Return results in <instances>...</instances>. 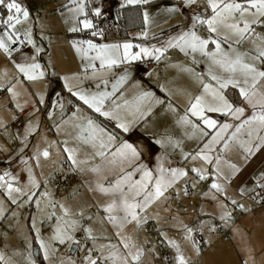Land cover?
Segmentation results:
<instances>
[{
	"label": "crops",
	"instance_id": "1",
	"mask_svg": "<svg viewBox=\"0 0 264 264\" xmlns=\"http://www.w3.org/2000/svg\"><path fill=\"white\" fill-rule=\"evenodd\" d=\"M147 3L148 5H144L146 3L141 4L143 5L142 15L146 10L150 18L146 37L141 35L145 31L143 18V27L139 31L130 32L127 39H105L102 35H97L91 40L96 44H123L128 42L133 45L132 52L139 51L136 45L159 48L169 37H176L182 31L187 30L191 23L190 17L194 13L204 12L206 0H195V3L187 6L184 5L183 0H148ZM173 7L178 10L166 11ZM87 15H89L88 19L90 20L96 19L93 14L88 13ZM34 32L36 33V36L32 38L34 46L29 44L25 49L26 51L24 50L25 52L21 51L24 52L23 54H18L13 59L15 63L21 62L25 56L35 53L37 48L43 49L42 54H48L56 64L53 65L52 69L47 64L48 73H46L43 70L44 64L36 62L41 65L40 71L44 72L42 79L32 81L24 79L16 67L9 64L6 53L0 50V85H3L0 87V147L8 152L3 162L17 157L22 145H26L23 151L25 154L17 158L16 163L18 164L11 168V172L19 171L21 166L19 161L23 159L34 163L36 169L44 167V165H39V161L50 165L60 156L62 157V154L67 160V153L63 151L65 147L63 142L67 141V147L77 150V167H73L71 162L67 160L73 175L87 176L89 174L88 169L95 164L94 160L100 158L95 156V151L90 145H85L74 138L77 131L74 124L83 123V120L78 118L91 117L107 133L115 136L116 144L127 141L137 147L142 153V162L150 168L156 167V157L161 155L165 158V167H184L188 170L192 167L206 169L207 179L199 180L194 173L189 171L186 180L181 179L165 194L167 199L160 198L140 214L142 222L139 225L134 221L124 225L122 230H128V233L133 230L139 238L137 248L143 251L140 264H161L162 258L161 260L159 257L152 260L147 259L146 252L150 250L151 236L160 235L164 231L170 232V234L184 232L187 236L185 226L193 229V240H195V234L199 232L204 241L217 243L222 239V233H224L229 236L232 243H246L252 250V255L247 260L248 264H264V197L258 201L263 204L255 202V196L258 192H264V187L260 186L264 184V180L258 179L260 174L264 172V149L256 151L248 160L243 159V153L238 148L222 153L213 151V157L219 154L223 161L235 164L239 168V171L232 175L227 164L222 162L225 173L230 174V179L219 178L218 180L225 188L224 194L210 190V184L213 180L211 165H205L199 159L193 161L190 157L186 160L181 157V148L184 152H193L198 149V145L202 146L200 141L186 135V133L191 132L190 128L181 127L176 121L188 107L189 96H195L200 92V84L193 73H205L206 58L199 53L193 54L190 51L185 55L179 48L172 47L165 49L159 60L154 57L141 56L139 60L121 63L111 69H104L103 75L109 81L108 91H111L112 82L122 75L125 69L128 70L127 82L113 97L117 104L123 105L125 100L128 101V104L123 106L118 113L123 122L130 123V130L125 133L116 128L115 120L106 119L94 113L64 87V80L61 77L73 76L74 78L70 83L82 91L91 93L104 89L103 84L100 85L99 89L96 87L99 81L91 78V69L88 72L84 71L83 66L89 61L78 55L71 45L72 41H80L81 39L71 38L68 34V39L62 38L58 43L44 42L38 31L34 30ZM197 32L201 36H207L205 26H199ZM13 45L9 42L10 48ZM252 47L248 40L239 45L241 50L251 51ZM41 52L36 53L40 54ZM122 53L123 49H121V55ZM140 62H145L156 68L146 79L141 77L144 69L139 67ZM94 63L99 69V61ZM130 63H134V66H129ZM260 66L264 67V65ZM203 78L205 82H209L206 75ZM13 85L15 86L13 89L16 93L15 97L7 91V88ZM262 86H264V82H262ZM142 91H150L154 97L138 100L137 97ZM228 94L235 102L243 103L239 100L235 89H229ZM41 95L44 97L43 103H40ZM156 98L163 103H155ZM169 103L176 108L175 113L167 110ZM77 107L80 111H77ZM112 107L110 101L106 102L105 110ZM149 108H151V112L140 119V112L147 111ZM50 112L52 113L51 116H49ZM74 112L76 118L73 117ZM210 115L221 123L226 119L219 114ZM18 120L21 123L15 126ZM43 121L50 125L49 130L44 128ZM229 122L235 123L234 121ZM57 125L60 127L57 128ZM30 128H34L35 131L26 132ZM42 136L47 139L49 147H51L50 151L47 150L49 152L48 157L40 155L46 149L36 150L32 148ZM35 137H37V142H35ZM169 137L173 141H180V145L173 148L171 144L167 143ZM12 139L16 140V149L10 146ZM156 139H164L165 147L161 148L160 145L156 144ZM219 147V145L216 146L217 149ZM2 153L4 151L0 150V154ZM89 155H93L91 159L94 160L92 162ZM82 161L84 163H80ZM167 161H171V165ZM3 162L0 166L4 165ZM59 162L60 160H58ZM194 183L195 188L192 187ZM186 187L190 189L189 195H185ZM212 195L216 196L215 200L212 199ZM232 200L236 201L235 205L231 203ZM240 205H243V208ZM225 212L228 213V216L221 219L219 213ZM99 219L102 221L100 217ZM216 229L218 234H215ZM172 238L173 236L169 240ZM181 238H185V236L182 235ZM125 240L131 241L127 237ZM169 240L167 241L168 244L165 242L166 240H163L165 249L172 255L170 257L166 253L165 256H168L170 260L169 262L165 260V262L176 264L174 259L176 252L171 251L174 247L169 246ZM187 240L191 241L190 239ZM115 249L111 248L103 253ZM187 261L188 264H192L190 259ZM211 262L214 263V257Z\"/></svg>",
	"mask_w": 264,
	"mask_h": 264
},
{
	"label": "snow or ice",
	"instance_id": "2",
	"mask_svg": "<svg viewBox=\"0 0 264 264\" xmlns=\"http://www.w3.org/2000/svg\"><path fill=\"white\" fill-rule=\"evenodd\" d=\"M148 0H127L128 4L147 3ZM73 5L68 8L72 13V19L75 21L73 26L68 28L69 32H78L82 29H93V23L87 18L85 12L84 0H70ZM185 6L195 3V0H183ZM0 9L7 12L6 17L0 19V24L4 26V32L0 36V50L11 56L13 49L9 47V42L16 43L20 41L19 34L14 30L16 25L26 22L29 19L30 12L23 7L17 0H0ZM178 9L173 7L166 11L173 12ZM95 15L100 14V9H93ZM80 17H84L81 19ZM145 31L141 33L147 36V25L150 23L148 12L143 13ZM191 23L187 30L182 31L176 37H169L161 47L152 48L136 45L138 52H132L133 45L125 42L123 44H96L91 39L72 41L71 45L76 53L89 63L85 64L84 71L91 69V78L98 80L96 87L104 85V89L96 92L88 93L73 86L70 81L73 76H63L64 87L83 105L91 109L100 116L116 121V128L127 133L130 130V123L123 122L119 116V110L128 104L125 100L123 105L117 104L115 99L116 93L127 82L129 75L128 70L118 76L111 84V91H108L109 81L103 75V70L111 69L121 63L139 60L141 56L154 57L159 60L161 54L167 48L177 47L185 55L189 51L193 54L199 53L207 60L206 71L204 74L193 73L200 84V92L195 96H189L188 107L184 114L180 115L176 123L184 128H190L191 132L186 133L189 138H195L201 142L198 149L193 152H184L181 148L182 159L201 160L205 165L212 166L213 180L210 184V190L224 194V186L218 182L219 178L225 180L230 179V174L225 173L222 162L227 164L230 173L234 175L239 171L235 164H230L222 160L221 155L212 156L213 151L225 152L234 148H238L243 153V159L248 160L256 151L264 149V0H206L203 13H194L190 17ZM67 22V21H66ZM199 26H205L207 36H201L197 32ZM259 28V31H257ZM25 38L28 44L34 46L31 31H25ZM93 37L101 35L98 30L91 32ZM250 41L252 44L251 51L241 50L239 45L243 41ZM23 43L22 41H20ZM121 49L123 53L121 55ZM19 51V49H15ZM43 49L37 48L39 53ZM99 61V69H97L95 61ZM15 67L23 78L29 81L42 79L44 72L40 71L41 65L36 63L35 55L24 57L22 62H16ZM207 76L209 82H205L204 76ZM3 85H0L2 87ZM14 85L7 88V91L15 97L13 91ZM229 89H235L238 98L243 103H237L229 96ZM122 95V93H121ZM154 94L150 91H142L137 97L138 100L145 98H153ZM40 103H43L44 97L40 96ZM110 101L112 108L105 110L106 102ZM155 103L161 104L163 101L158 98ZM167 110L173 113L176 108L169 103ZM77 111H80L77 107ZM151 112V108L147 111L140 112V119H143ZM210 114H219L225 117L223 123L218 119H214ZM52 113H49L51 116ZM76 118V113H73ZM83 123L74 124L77 130L75 139L85 145H90L95 156L100 158L98 164L92 165L88 171L95 177L94 181L88 183L90 192L99 193L101 197L110 198L107 203H100L99 207L105 214L104 218L117 229L116 235L120 236V229L126 223L136 222L139 225L141 221L140 214L145 211L151 204L160 198L167 199L165 195L178 181L185 179L189 175V171L194 173L199 180L207 179L206 169L203 167H192L190 170L184 167H165V158L161 155L156 157V167L150 168L141 160L142 153L137 147L122 141L115 143V136L107 133L101 128L91 117L78 118ZM229 121H234L229 122ZM57 128L60 126L57 125ZM35 131L34 128L27 129L26 132ZM246 137V138H245ZM65 147L63 151L67 153V160L71 162L73 167H77L76 149L67 147V141L63 142ZM155 143L161 148L165 147L164 139H156ZM167 143L173 148L180 145V141H173L167 138ZM219 145V149L216 146ZM44 157L49 156L47 150L40 153ZM38 159V158H37ZM80 163H84L83 161ZM171 165V161H167ZM83 171V169H81ZM29 172V183L33 188L39 187L31 169ZM5 176L11 177V174L5 172L0 176V181H4ZM137 177H139L137 179ZM258 179L264 180V172L260 174ZM94 184V186H93ZM7 195L11 199L13 192L20 196H27L31 201L35 197V193L29 195L22 188H13V185L5 181ZM195 183L192 185L195 188ZM264 187V184L260 185ZM243 191V190H242ZM185 191V195H188ZM41 195H47L42 193ZM212 199H216L212 195ZM12 204H16V199H11ZM39 204V201H37ZM233 205L236 204L232 200ZM54 207V205H53ZM64 215H68V210L63 205L60 206ZM243 208V205H240ZM0 214H3L0 212ZM55 216V213H52ZM228 213L225 212L221 219H225ZM51 219V216L49 217ZM91 219V217H88ZM56 226L52 240L59 244L72 243L74 237L69 234L68 229H75L76 221L70 224L61 223V217H56ZM35 229V223H33ZM37 231V242L40 249L44 252V259L49 257L50 245L40 239L39 229ZM187 236L185 239L192 240L193 247L197 253L199 248L196 247L195 240L192 239V228L185 226ZM212 230L211 228L209 229ZM87 238L94 240L91 235L92 229L85 227L83 229ZM163 235V234H162ZM119 243L125 249V254L121 257L116 251H110L106 257L98 256L93 258L91 251L86 255L84 264H101L103 259L105 264H116L120 260L122 264H140L142 249L137 248L135 252L130 249L134 247L130 241L120 239ZM169 244L175 248L176 255L174 257L176 264H188L184 255L181 253L180 247L175 241L169 240ZM104 245H101L103 248ZM115 249L116 245H109ZM2 259V257H0ZM30 264H35L31 261Z\"/></svg>",
	"mask_w": 264,
	"mask_h": 264
},
{
	"label": "rangeland",
	"instance_id": "3",
	"mask_svg": "<svg viewBox=\"0 0 264 264\" xmlns=\"http://www.w3.org/2000/svg\"><path fill=\"white\" fill-rule=\"evenodd\" d=\"M17 2L30 12L29 19L16 25L14 29L25 40L24 31L28 30L31 31L32 38L36 36L34 30H37L44 42L51 41L54 43L60 42L62 38L68 39V34L75 33L68 31V28L75 23L72 19L73 14L68 11V8L73 6L70 0H17ZM84 3L86 5V14L88 12L93 14V17H96L95 21H98L100 18L98 16L108 13L115 5L128 4L127 0H84ZM138 4L143 3L128 5ZM144 5H148V3ZM95 8L100 9L99 15L94 14L93 9ZM2 10H0V19L7 15L5 10V13L2 14ZM80 18L83 19L84 17ZM0 26V34H3L5 30L4 26L3 24H0ZM81 30L85 29L81 28ZM11 49H13L11 56L8 54L6 56L10 62L9 64L15 66L13 57L23 54L26 50L24 52L15 51L14 45ZM33 55L36 57V62L44 64L43 70L46 73H48L47 64H49L51 69L56 64L48 54H42V52L40 54L35 52L25 57ZM43 125L46 130L50 129V125H47L45 121H43ZM36 139L37 137H35ZM10 146L16 149L17 144L15 139H12ZM25 146L22 145L17 153V157L10 158L7 162H3V160L7 157L8 152L0 147V150L4 151V153L0 154V164L2 162L4 164L0 166V176L8 172L11 174V177H14L12 179L9 176H5L4 181H0V212L3 213L0 214V257H2L0 264H30L31 261H35V264H84L83 258L90 251L93 258L98 256L106 257L109 252H103L111 249L109 245H116L114 251L123 257L125 249L119 241L126 237L131 239L130 242L134 245L130 250L132 252L136 251L139 238L134 231L131 230L128 233V230L120 229V236L118 237L116 235L117 229L104 218L105 214L99 207V204L107 203L110 198L101 197L99 193L88 190V183L94 181L95 177L89 171V174L84 177L73 175L69 162L65 160L63 154L62 157L60 156L54 163H50V165L39 161V165H44V167H39L37 168L38 170L34 163L28 162L26 159L20 160L21 166L19 171L12 173L11 168L15 164H18L16 163L17 158L25 154L23 152ZM32 148L36 150L43 148L48 151L51 150L47 139L43 136ZM20 152L22 153L20 154ZM93 155H89L91 162L94 160L91 159ZM58 160H60V164ZM94 161L95 164H98L100 159ZM58 164L59 166L57 167ZM29 169H31L32 176L39 187L33 188L29 183ZM5 181L11 183L13 188L24 189L29 195L35 193L34 199L29 201L27 196H20L18 193L13 192L11 199H16L17 203L12 204L11 199L7 195ZM55 183H59L61 185L60 188L65 187V190L56 189L54 187ZM42 193H47V195H41ZM37 201H39V204ZM61 205L68 210L67 216L64 215L60 207ZM52 213H55V216H52ZM223 214L219 213L220 217ZM50 216L51 219L49 218ZM98 216L102 221H100ZM56 217H61L62 224L65 222L70 224L72 221H76L75 229L69 228L68 231L74 237V241L79 242L78 244L72 243L70 246L68 243L59 244L52 240L57 223ZM88 217H91V219H88ZM33 223H35V229H39L40 239L50 245L47 260L44 259V252L40 249L37 242V231L33 228ZM85 227L92 229L91 235L95 238L94 240L87 238V235L83 231ZM215 231V234H218V230L216 229ZM222 234V239L217 241V243H210L208 240H205L203 244L196 243V247L199 248V253H197L193 247L192 240L188 241L185 238H181L182 235L186 237L184 232L170 234V232L166 233L164 231L160 235L151 236L150 250L146 252L147 259L152 260L159 257L160 260L161 258L163 260H161V264H167L165 262V254L168 252L164 247V241L166 240L165 242L168 244L167 241L173 236L172 241L176 242L185 259H190L192 264H248L247 260L252 255L249 245L243 242L232 243L228 235ZM101 245H104V247L101 248ZM171 251L176 252L175 248H172ZM168 254L170 257L172 256L170 253ZM213 257L214 263L211 262ZM101 264H105L103 259L101 260ZM116 264H122V262L117 260Z\"/></svg>",
	"mask_w": 264,
	"mask_h": 264
},
{
	"label": "trees",
	"instance_id": "4",
	"mask_svg": "<svg viewBox=\"0 0 264 264\" xmlns=\"http://www.w3.org/2000/svg\"><path fill=\"white\" fill-rule=\"evenodd\" d=\"M143 5L123 4L114 6L108 13L101 14L98 21L92 19L93 29L80 30L70 34L71 38L81 40L95 38L91 35L93 30H99L102 37L127 39L132 31H139L143 27ZM89 13V12H88ZM89 15H87V18Z\"/></svg>",
	"mask_w": 264,
	"mask_h": 264
},
{
	"label": "built area",
	"instance_id": "5",
	"mask_svg": "<svg viewBox=\"0 0 264 264\" xmlns=\"http://www.w3.org/2000/svg\"><path fill=\"white\" fill-rule=\"evenodd\" d=\"M2 11H3V14H4L5 11L4 10H2ZM19 37H20V41H22L23 43H21L20 41L14 43V49H19V52H21V51H24L25 49H27V47H28L29 44L27 43V41L21 35H19ZM15 51H17V50H15ZM129 66H134V63H130ZM139 67H142L144 69V71L141 73V77L143 79H146L156 69L155 67H153V66H151V65H149V64H147L145 62H140ZM20 123H21V121L18 120V122L15 123V126H18ZM60 186L61 185L59 183H55L54 184V187L56 189H59ZM14 188H16V187H14ZM60 189L65 190V187H62ZM185 190H187L188 193L190 194V189H188V187H186ZM262 198H263V193L261 191H259L258 194H257V196H255V201L258 202ZM259 203H261V202H259ZM195 242L197 244H203V242H204L203 236H201V234L199 232H197L195 234ZM165 260H166V262H169L170 259H169L168 256H165Z\"/></svg>",
	"mask_w": 264,
	"mask_h": 264
},
{
	"label": "water",
	"instance_id": "6",
	"mask_svg": "<svg viewBox=\"0 0 264 264\" xmlns=\"http://www.w3.org/2000/svg\"><path fill=\"white\" fill-rule=\"evenodd\" d=\"M74 249V248H73ZM73 249H72V251H73Z\"/></svg>",
	"mask_w": 264,
	"mask_h": 264
}]
</instances>
